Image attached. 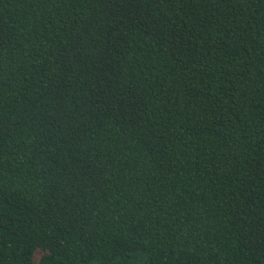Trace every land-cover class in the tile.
I'll use <instances>...</instances> for the list:
<instances>
[{"label": "trees", "instance_id": "trees-1", "mask_svg": "<svg viewBox=\"0 0 264 264\" xmlns=\"http://www.w3.org/2000/svg\"><path fill=\"white\" fill-rule=\"evenodd\" d=\"M0 264H264V0H0Z\"/></svg>", "mask_w": 264, "mask_h": 264}]
</instances>
